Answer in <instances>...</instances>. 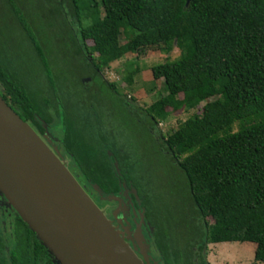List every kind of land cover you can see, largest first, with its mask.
<instances>
[{
    "label": "trees",
    "instance_id": "trees-1",
    "mask_svg": "<svg viewBox=\"0 0 264 264\" xmlns=\"http://www.w3.org/2000/svg\"><path fill=\"white\" fill-rule=\"evenodd\" d=\"M0 8L13 18L3 27L0 17V96L38 135L60 130L83 187L111 199L131 192L164 264H209L206 247L225 243L256 244L255 263H264V0ZM175 48L178 60L151 70L166 94L147 108L107 80L114 63L135 56L123 70L134 96L138 58ZM201 107L164 142L154 136L172 112ZM155 151L171 168L160 171ZM19 220L12 252L0 239V264H59Z\"/></svg>",
    "mask_w": 264,
    "mask_h": 264
},
{
    "label": "water",
    "instance_id": "water-1",
    "mask_svg": "<svg viewBox=\"0 0 264 264\" xmlns=\"http://www.w3.org/2000/svg\"><path fill=\"white\" fill-rule=\"evenodd\" d=\"M0 193L59 264H143L58 154L1 96Z\"/></svg>",
    "mask_w": 264,
    "mask_h": 264
},
{
    "label": "rangeland",
    "instance_id": "rangeland-1",
    "mask_svg": "<svg viewBox=\"0 0 264 264\" xmlns=\"http://www.w3.org/2000/svg\"><path fill=\"white\" fill-rule=\"evenodd\" d=\"M26 4L29 5L30 0H24ZM6 11H10L7 9L0 8V17H3L4 14H6L5 19L3 20L2 24L3 27L5 25H8L9 23H13V18L11 15V12L7 13ZM18 27V26H17ZM19 29V28H18ZM90 35V34H89ZM87 40H90V36H86ZM124 42V40H122ZM181 52L178 48H175L170 54H161L160 52H150L146 56L138 58V65L136 67H140L141 73L137 76H135V83H134V89H132L133 94L129 92L125 87H127V84L123 81V70H125V64L130 61H136L135 56H130L122 61H118L113 64V67L110 71H108L107 80L110 82H116L120 86V89L122 90V93L125 94V96L128 98V100L132 98H135L136 106H139L140 108H147L152 103L157 101L160 97L166 94L164 89V84L161 81H156L153 79L152 76V68L156 65L165 64L166 62H174L180 58ZM89 81H86L88 83ZM136 85V86H135ZM131 101V100H130ZM172 112V110H169ZM202 107L195 112L190 113H184V112H172L169 119L166 120L163 123H160L155 129H154V136L157 140H160L161 142H164L166 136L169 134L171 129L177 128L180 126V124L184 123L189 117H191L193 114H201ZM56 125V124H55ZM55 128V126H53ZM125 130V129H123ZM234 131H238V127L236 126ZM41 139L49 138L51 142L54 143L53 146L50 147V149L53 151V153H58L59 159L61 162L68 168V170L76 176L75 167L71 161L70 158H68L60 146V141L62 140V134H60V130L55 131H48L47 137H43L41 135H38ZM130 138V137H129ZM145 136L141 135L140 142H145ZM46 142V141H45ZM47 144V142H46ZM48 145V144H47ZM155 155V162L156 164H160V171L162 169L168 170V167L171 168V165H165L163 159H161V155L158 152H154ZM157 170L159 168L157 167ZM84 190L88 193L89 196H91L93 199V202L97 205V207L101 210V212L106 216V218L110 221L111 224L114 225L113 220V212L114 210L118 209V205L110 201L109 199H106L100 195V193L96 189H88L87 187L84 188ZM130 198V197H129ZM176 202V201H175ZM183 204L185 205V202L183 200ZM187 208L185 207V210H181L180 213H186ZM178 214V215H179ZM127 219L131 222H133V228L131 231H129V234L127 236H132L134 234V231L136 232V229L140 233H142L145 237L146 241V247L145 250L148 254L153 250H151V239H150V227L145 222L143 216L141 213L138 212L137 219L136 215L132 210H130L127 214ZM182 220V218H181ZM6 221V222H5ZM6 224V230H9V223L7 220H4ZM120 234V233H119ZM121 235V234H120ZM8 237H10L9 234H7ZM124 240H126V236L124 237L123 234L121 236ZM9 242L11 243V240L9 239ZM15 245V243H12ZM256 244L253 243H225V244H219V245H208L206 247V259L209 264H256L255 263V254H256ZM132 249V248H131ZM133 250V249H132ZM134 251V250H133ZM156 255L157 250L154 249ZM135 252V251H134ZM147 254V255H148ZM147 255L145 257H147ZM138 257V256H137ZM139 258V257H138ZM140 259V258H139ZM146 264H153V261H149L146 259ZM140 261L143 263V261L140 259ZM144 264V263H143ZM159 264V263H155ZM257 264H264V263H257Z\"/></svg>",
    "mask_w": 264,
    "mask_h": 264
},
{
    "label": "flooded vegetation",
    "instance_id": "flooded-vegetation-1",
    "mask_svg": "<svg viewBox=\"0 0 264 264\" xmlns=\"http://www.w3.org/2000/svg\"><path fill=\"white\" fill-rule=\"evenodd\" d=\"M44 137H47V136H44ZM45 141L50 147L54 145V143L51 142L49 138L47 139L45 138ZM60 145H61V141H60ZM75 178L77 179V175L75 176ZM84 188L85 187H83V189ZM131 194H132L131 192L125 191L123 194L119 195V197L117 198H113V199L106 198V199H109L110 201L115 202L118 205V209L114 210L113 215H112L113 220H114V225L113 224L112 225L121 234V236L122 234L124 237L126 236L127 238L125 240L126 243L135 251L136 255L143 261L144 264H146L147 262L146 259H148L149 261H153V264H155L156 262L159 264H164L160 253L157 251L158 253L156 255L154 251L156 247H155L154 238L152 234L150 235V239L152 243L151 250L152 249L153 250L149 254L145 251L147 249L145 237L142 233L138 231V229H136V232L134 231V234H132V236H129V237L127 236V234H129V231H131V229L133 228V222L127 219L128 212L132 210L134 214L136 215V219H137L138 212L141 213V215L143 216L142 211L138 210L136 204L133 203ZM90 198L93 199L91 196ZM19 219L22 220V218L20 217L18 212L15 210L13 205L10 203V201L7 199L5 195L0 193V239H2V241L6 243L5 251L7 253H10L14 250L15 245H13L12 243H14V239L19 232V224H20ZM4 220L8 221L9 230H6V227H5L6 221L4 222ZM7 234H9L10 237H8ZM9 239L11 240V243L9 242ZM140 239H142V242L145 241V244H142V242H139L138 240ZM146 255L147 257H145ZM53 264H55L54 261H53Z\"/></svg>",
    "mask_w": 264,
    "mask_h": 264
}]
</instances>
